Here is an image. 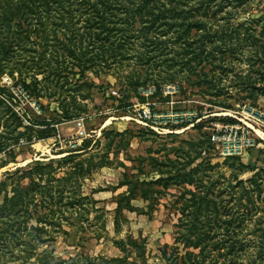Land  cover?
Returning <instances> with one entry per match:
<instances>
[{"label": "rangeland", "instance_id": "374dc122", "mask_svg": "<svg viewBox=\"0 0 264 264\" xmlns=\"http://www.w3.org/2000/svg\"><path fill=\"white\" fill-rule=\"evenodd\" d=\"M243 105L264 110V0H0V262L169 264L193 170L233 221L215 240L264 264V149L211 143Z\"/></svg>", "mask_w": 264, "mask_h": 264}, {"label": "trees", "instance_id": "16d2710c", "mask_svg": "<svg viewBox=\"0 0 264 264\" xmlns=\"http://www.w3.org/2000/svg\"><path fill=\"white\" fill-rule=\"evenodd\" d=\"M104 0H101L103 2ZM97 3V2H96ZM98 4V3H97ZM101 13V10L97 11ZM193 170L185 172L182 176H178L174 181L176 184L179 179L185 181V184L198 189L197 192L187 190V197L183 196L179 207V215L177 232L175 233V247L167 245L162 248V255L169 260V264H236V259L245 248L250 249L252 246L240 244L231 239L224 238L216 241L217 234L215 231L223 227L226 236L232 232L229 226L233 224L232 220H222L223 216L228 217L229 213L221 202L210 198L208 191L202 190V178L193 180L191 175ZM189 179V180H187ZM169 179H162L158 182L167 183ZM241 184V182H239ZM247 192L246 190H244ZM131 193H129V196ZM4 206H0V235L8 234V228H3L7 223L2 222ZM3 237V236H1ZM5 242L6 239H3ZM121 245L122 252H126V245ZM142 252V248L135 243H130ZM182 247V249H180ZM256 248V244L254 245ZM171 252L170 258L167 257V251ZM181 250L183 253H181ZM25 263V262H24ZM126 258L122 260H111L106 264H125ZM0 264H6L0 262Z\"/></svg>", "mask_w": 264, "mask_h": 264}, {"label": "built area", "instance_id": "2783aa9c", "mask_svg": "<svg viewBox=\"0 0 264 264\" xmlns=\"http://www.w3.org/2000/svg\"><path fill=\"white\" fill-rule=\"evenodd\" d=\"M232 123L217 127L211 137L216 156L222 160L237 158L264 149V110L243 105L230 116ZM153 112H144L142 121L153 120Z\"/></svg>", "mask_w": 264, "mask_h": 264}]
</instances>
